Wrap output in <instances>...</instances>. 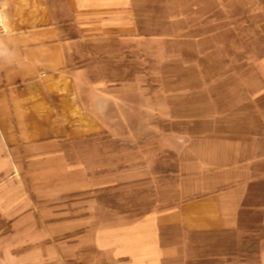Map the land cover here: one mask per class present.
<instances>
[{
    "label": "crops",
    "instance_id": "obj_1",
    "mask_svg": "<svg viewBox=\"0 0 264 264\" xmlns=\"http://www.w3.org/2000/svg\"><path fill=\"white\" fill-rule=\"evenodd\" d=\"M3 1L8 32L0 36V264H264V52L248 67L233 65V95L230 80L216 84L218 117L225 121L217 140L203 127L193 132L200 142L174 149L184 169L168 208L99 228L92 218L97 209L90 207L94 221L86 224L65 205L66 192L43 186L67 181V144L108 131L115 105L113 95L71 66L76 38L62 8L81 31L88 23L95 36L105 29L112 37L109 24L121 23L120 39L135 43L145 36L133 22L112 17L115 8H130V0ZM252 4L264 8V0ZM262 8L250 14L261 37L250 50H264ZM202 83L209 92L211 81ZM211 98L207 94L205 102Z\"/></svg>",
    "mask_w": 264,
    "mask_h": 264
},
{
    "label": "rangeland",
    "instance_id": "obj_2",
    "mask_svg": "<svg viewBox=\"0 0 264 264\" xmlns=\"http://www.w3.org/2000/svg\"><path fill=\"white\" fill-rule=\"evenodd\" d=\"M252 3L130 0V8H115L112 17L133 22L145 36L135 43L120 39L121 23L109 24L112 37L105 29L95 36L88 23L81 31L69 19V9L62 8L69 34L76 38L71 66L88 84L113 95L115 105L106 120L108 131L67 144V181L43 186L54 194L66 192L65 205L86 224L94 221L90 207L97 209L92 218L99 228L134 223L168 208L171 188L179 185L177 174L184 169L174 149L187 140L200 142L193 132L203 127L217 140L225 121L218 117L216 84L230 80L227 92L233 95V65L248 67L264 52L250 50L251 41L261 43L249 20L262 7ZM203 81H211L210 103ZM74 190L81 193L70 196Z\"/></svg>",
    "mask_w": 264,
    "mask_h": 264
},
{
    "label": "built area",
    "instance_id": "obj_3",
    "mask_svg": "<svg viewBox=\"0 0 264 264\" xmlns=\"http://www.w3.org/2000/svg\"><path fill=\"white\" fill-rule=\"evenodd\" d=\"M7 13L3 0H0V36L7 34Z\"/></svg>",
    "mask_w": 264,
    "mask_h": 264
}]
</instances>
